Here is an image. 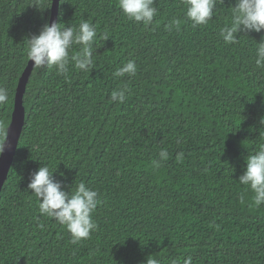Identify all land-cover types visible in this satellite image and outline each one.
I'll use <instances>...</instances> for the list:
<instances>
[{
  "label": "trees",
  "instance_id": "1",
  "mask_svg": "<svg viewBox=\"0 0 264 264\" xmlns=\"http://www.w3.org/2000/svg\"><path fill=\"white\" fill-rule=\"evenodd\" d=\"M32 3L0 0L4 129L27 39L49 21L50 8ZM118 5L59 0L57 22L96 27L93 67L35 65L29 76L24 126L0 193V264H144L148 256L158 264L188 256L192 264H264V203L255 205L238 180L247 155L264 144V68L255 64L264 31L223 41L235 0H217L212 18L196 26L183 0H154L147 26ZM129 60L136 73L115 77ZM119 88L127 89L123 103L111 99ZM161 150L168 157L153 168ZM44 165L62 190L83 182L98 193L87 239L73 243L66 227L39 213L27 185Z\"/></svg>",
  "mask_w": 264,
  "mask_h": 264
},
{
  "label": "clouds",
  "instance_id": "2",
  "mask_svg": "<svg viewBox=\"0 0 264 264\" xmlns=\"http://www.w3.org/2000/svg\"><path fill=\"white\" fill-rule=\"evenodd\" d=\"M52 2V0H51ZM186 7V17L192 21L193 26L205 25L212 18L217 0H183ZM222 3V0H219ZM44 0H33L31 6L38 11H44L50 7H43ZM61 3V2H60ZM154 0H119V8L130 20L149 25L156 15L153 7ZM180 21L172 20L168 27H178ZM264 31V0H235L231 6V22L220 30V36L225 43H235L237 33ZM97 38L96 27L87 21H82L78 27H66L61 22L43 24L38 34L31 35L28 41V59L37 67H55L58 72L67 70L71 61L76 69L89 72L93 67V44ZM107 37H105V40ZM79 45L80 49L70 55V49ZM255 64L264 68V36L257 43ZM137 67L134 60H129L119 67L113 74L115 77L134 75ZM126 88L114 89L111 99L123 103L126 98ZM7 99V92L0 88V102ZM8 133L0 127V153H3ZM159 158L152 160V167L159 168L161 162L166 160L168 153L161 150ZM53 171L44 165L37 168L31 174L27 188L38 199L39 213L54 219L60 225L66 227L72 236V242L87 239L90 232L96 228L92 220V213L98 204V193L81 182L74 190L66 192L61 184L54 182ZM240 184L247 185L253 192V201L259 206L264 203V144L259 150L245 158L243 174L238 178ZM243 201V196H241ZM38 227H43L39 224ZM144 264H158V261L148 256ZM171 264H179L178 260H172ZM183 264H192V257L188 256Z\"/></svg>",
  "mask_w": 264,
  "mask_h": 264
},
{
  "label": "water",
  "instance_id": "3",
  "mask_svg": "<svg viewBox=\"0 0 264 264\" xmlns=\"http://www.w3.org/2000/svg\"><path fill=\"white\" fill-rule=\"evenodd\" d=\"M59 10V0H52L49 13L50 25L52 22H57ZM35 64L29 59L21 75L19 76L16 91L14 95L13 110L11 119L7 126V141L3 153H0V193L3 184L7 178L10 166L12 164L19 138L24 126L25 121V107L23 105V95L25 92L26 84Z\"/></svg>",
  "mask_w": 264,
  "mask_h": 264
}]
</instances>
